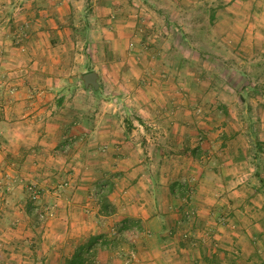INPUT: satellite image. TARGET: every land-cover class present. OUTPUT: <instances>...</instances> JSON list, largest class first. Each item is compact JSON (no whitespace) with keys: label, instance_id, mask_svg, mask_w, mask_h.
I'll return each instance as SVG.
<instances>
[{"label":"crops","instance_id":"1","mask_svg":"<svg viewBox=\"0 0 264 264\" xmlns=\"http://www.w3.org/2000/svg\"><path fill=\"white\" fill-rule=\"evenodd\" d=\"M27 1L0 0V264L66 262L76 252L78 238L82 235L100 232L104 224L128 218H134L143 227L144 238L135 243L140 252L139 259L140 255H144L145 260L151 263L166 262L169 251L175 249L176 252L178 249L170 241V235L181 218L183 208L180 207L183 196L175 193V184L181 179L178 178L179 174L189 170L199 172L200 167V162L192 156H184L188 169H175L176 162H183L180 159L183 152H169L198 145H191L188 141L190 134L193 137L197 133L196 128L188 123H179L188 119V105L191 107L195 103H202L207 109L210 108L208 113L213 115L215 109L226 116L231 125L238 116L235 124L239 123V128L231 132H238L237 141L239 136L244 135L238 141L239 147L245 150V139L249 143L248 151H254L253 162L262 169L257 157L261 149L255 151L254 147L257 145L264 149V0H232L220 10L222 17L220 11L216 15L229 26L223 31L214 29L218 31L216 33L214 30L207 32L208 38H215L216 35L217 39H223L224 51L231 52L234 57L239 55L241 62L239 68L227 67L235 77L224 81L219 91H213L215 88L208 74L205 76L207 82L203 81L204 76L200 81L197 73L191 80L182 79L184 63L197 59L207 68L216 60L215 54L218 55L219 50L215 46L200 52L192 48V58L184 55L190 48L183 43L185 35L174 26L177 20L171 16L174 9L170 5L165 7L164 1L160 0L157 5L162 9L159 14L165 22L166 32L169 26L177 31V40L168 43L164 51L175 54L178 58L176 67L171 68L167 64L160 66L165 77L170 69L174 71L171 82L162 83L157 91L151 88L150 92L144 90L134 94L126 91L128 95L112 93L106 96L97 87L90 89L83 80L89 62L96 60L104 49L99 51L96 48L97 51L91 50L89 53L87 49L81 50L65 43L66 36L71 34L65 32L60 23L72 18L66 13V0L58 11L55 0L41 5H36L35 0ZM166 1L173 6L178 5L175 0ZM47 3L53 6L51 11V5L40 9ZM10 5L15 9L9 13ZM9 22L28 23L24 30L29 39L16 60L19 66L16 65L15 73L19 71L20 75L12 81L6 78L8 69L5 65V59L10 58L9 54L14 51L10 48L13 44L9 37L14 31H9ZM166 32L164 38L167 40L172 35ZM72 38L71 35L68 41ZM57 40L64 45H58ZM230 44H235V47ZM114 46V42H111L108 52L115 54ZM251 57L254 63L250 62ZM149 65V73H153L155 65L153 62H149ZM129 69L136 76L133 67ZM64 70L68 72L65 76L81 74V80L78 76L61 77ZM137 80L131 79V82L136 83ZM105 81L97 78V85L104 86ZM11 83L16 86V92L8 94L6 85ZM115 84L122 86L126 83L117 77ZM153 85L150 83V87ZM189 85L194 91H200L197 92L199 94L179 93ZM78 91L85 95L81 97L76 93ZM82 101L89 103V106L82 105ZM124 102L132 106L125 110L141 119L127 120L129 127L125 124L120 127L118 120L120 106ZM196 108L197 114L203 112V127L198 128L209 131L211 116L204 115V108ZM152 118H155V124L145 121ZM173 120H176L175 123H172ZM227 128L223 129L225 133L228 132ZM180 136L184 140L176 141ZM230 142L235 141L231 138L228 147L232 146ZM204 143L200 144L201 150L209 148L204 147ZM209 153L213 154L212 151ZM246 162L248 158L231 155L225 166L226 169L230 167L236 170ZM57 180L59 183L68 182L64 188L58 186L64 192L61 195L56 191ZM33 181L44 190V205L40 210H45L47 221L43 225L31 222L33 209L24 205L22 184ZM108 181H113L115 186L111 195L115 191V196L125 201L124 205H120L119 200L113 199L112 204L116 208L113 215H105L97 201ZM102 182L104 184L100 185ZM47 189L54 191L49 194ZM97 191L101 194H96ZM225 196L227 202L209 207L207 223L202 221L207 225L208 242L215 246L213 253L216 246H222L219 240L223 237L215 233L223 229L229 234L226 250L236 253L242 264L249 261L247 249L250 247H253L255 259L262 263L264 254L260 250H264V206L257 205L258 202L253 200L257 199L258 194L251 198L247 192L233 191ZM146 198L152 199L154 205H130L131 199ZM217 205L223 206L222 212L219 211L221 208L216 212ZM220 215L225 216L228 222L223 228L222 224L216 225V216ZM29 232L31 235H28ZM258 254L262 255L261 258Z\"/></svg>","mask_w":264,"mask_h":264},{"label":"rangeland","instance_id":"2","mask_svg":"<svg viewBox=\"0 0 264 264\" xmlns=\"http://www.w3.org/2000/svg\"><path fill=\"white\" fill-rule=\"evenodd\" d=\"M30 1L31 0H28L27 2ZM47 1L49 0H35V4L41 5ZM55 1L56 3L54 5L58 11L59 7L63 6L64 0ZM158 1L160 0H66V13L70 14L72 18L66 20L65 23L61 22L60 24L61 28L64 29L65 32H70L73 38L68 41V38L71 35L66 36L65 43H67V45H73L81 50L87 49L89 53L91 50L95 52L97 49L99 51H103L102 49H104V52L100 53V56L97 57L96 60L89 62L86 70L87 73H94L100 81L106 79L107 82L105 81L104 86H98L96 78V85L87 84L90 89H95V87H97L96 89L99 88L101 93H103V96L112 93L128 95L126 91L134 94L139 92L142 93L144 90L150 92L152 91L151 88L154 91H157L162 83L166 81L169 83L171 82L174 71L170 69L167 72L168 76L165 77V72L162 71L163 68L160 66L167 64L171 68L173 66L176 67L178 58L175 54H166L164 51L167 50L168 43H174V41L177 40L175 38L177 31L175 30V27L169 26L167 27L166 32L165 22L161 17L162 15L159 14L162 9L157 5ZM162 1H164L163 3H165V7L170 5V7L174 9V11L171 10V16L176 17L177 19L175 20L176 22L174 26L179 28V31H182L185 35V38L182 40L190 50H186V54L184 55H188L189 58H192L194 56L191 53L192 48L197 49L200 52L205 51L202 50L204 48L209 49L212 46H215L216 49L219 50L217 52L218 55L215 54L216 60L212 62L210 66L207 65V68L203 67V64L197 59H194L192 62L187 59V64H183L184 71L181 75L182 79H185V81L191 80L197 73V78H199L200 81L201 78H203L202 76H204L203 81L207 82L205 76L207 77L208 74V79L215 88L213 91H219L221 89V84L224 81L226 82L231 77H233L231 79L233 80L235 77L232 72L230 73L227 70V67L229 66L231 68L237 66L239 68L241 62L239 55L234 57L231 52L227 50L224 51L222 48L223 39H217L216 35L215 38H213V36L208 38L206 35L208 30L213 31L214 29H217L223 31L229 26L223 18L219 19L216 15H218V12L232 0H175V3L178 4L177 6L175 4L174 6L171 5V3L166 0ZM49 5L51 4L47 3L46 6H43L40 9H46ZM52 8L53 6L51 5L50 11ZM14 9L15 8L10 5L9 13ZM170 14L169 11V15ZM222 16L223 12L221 14V17ZM27 24L28 23L17 24L15 22H9V31H14L12 37H9V41L13 44L10 48L14 51L10 54L8 52L9 57H11L5 59V65H7L6 69H8V75L6 78H9V81H12L13 78L20 75L19 71L15 73V69L17 70L16 65L19 66V63L16 60L19 58V53H22L21 49H25L26 41L29 40L26 38V31L24 30L27 29ZM103 29L105 31H103ZM217 30H214V33L218 32ZM165 32L172 35L167 40L164 38ZM111 42H114L115 44V54L108 52ZM56 43L58 45H64L63 43L60 44L58 40ZM230 45L233 47L235 44ZM251 60L252 61L250 62H253L252 57ZM13 62H15V64H13ZM149 62H153L155 65L156 70L153 73H149L150 70L148 68L151 67ZM145 66L147 70H145ZM129 67H133L136 76L132 73ZM204 69H208V71ZM67 73L68 72L64 70L62 73L63 75L60 76L65 78H76V76H78V79L80 80L82 78L79 73L74 74L76 76H73V74L65 76ZM117 77L121 79L122 83L125 82L126 84H123L122 86L117 84V86L115 84ZM131 79H138V82L132 83ZM150 83L155 84V86L153 85L150 87ZM6 86L8 94L16 92V86H14L13 83L7 84ZM80 87L81 86L79 85L78 89H80ZM143 87L146 88L142 89ZM189 89H191V91ZM192 89L193 88L189 85L186 90L179 91V93L186 95H189L190 93L192 95L199 94L197 92L200 91L196 92ZM134 90H137V92H134ZM76 93L82 95L81 97L85 95L81 91ZM81 104L89 106V103H84L83 101ZM127 105L128 104L124 102L120 106L118 114V120L121 122L120 127L124 124L126 127H129L126 124L127 120L131 121L133 120L132 118L138 119L135 116V113H130L125 110L126 107H132ZM196 106L206 110L204 115L209 114L211 116L212 126L209 131L204 128H198L203 127V112L197 114L195 112V110L198 109ZM188 107L190 111L189 115L186 114L188 119L183 120V122L179 121V123H188L196 128L197 133H195L193 137L190 134L188 141L191 145H195V143H198V145L195 146V148L189 147L183 150L178 149V151L175 152L169 150V152L175 154L183 152V157L180 158L181 160L183 159V162H176L175 169H188L187 166L189 165L184 161V156H192L200 162V167L199 172L189 170L184 174H179L180 177L178 176V178L181 179L175 184V193L183 196V200H181L182 206H180L183 207L181 218L179 219L177 226L172 228L173 232L170 235V237H172L170 241H173L178 247L176 252L175 249L174 251H169L168 259L163 263H151L148 260L146 261L144 255H140L139 259L138 254H140V252L136 248L135 243L136 240H142L144 238L142 235L144 232L143 227L139 221L134 218H128L125 220H117L116 223L111 221L110 224H104L103 228L99 229L100 232L84 236L82 235L78 238L79 241L77 243L76 251H80L79 255L83 264H242L236 253L232 252V250H226L229 242V234L227 232L225 233V230L223 231V229L222 231H217L215 233L222 235L223 237L219 240V243L222 246H216V251L213 253V247L215 246H213L211 242H208L206 236L208 233L206 228L207 225H205L208 217L207 212L209 211V207H215L217 203L224 205V203L227 202L224 200L227 199L225 195L228 192L233 191H237L238 193L247 192L248 195H251V198L254 194H258L257 199L253 200L254 202H258L257 205L264 206V165L262 164V161H264V149L257 145L254 147L255 151L261 149L257 155V157H259L258 160H260L259 162L262 165L261 169L259 166L256 167L255 162H253L252 159H255L253 156L254 151H250V149L248 151L247 145L249 146V143L245 139V150L239 147L238 144L240 142L238 141L243 139L244 135L239 136V140L237 141L238 132L237 134H232L233 131H237V128H239V123L238 125L235 124V121H238L239 119L238 116L237 119L232 120L233 122L231 125L230 120L226 116L217 113L215 109L214 115L208 113V111H211L210 108L207 109L206 105H203L202 103H195V105H191V107L188 105ZM234 115H236V113ZM154 119L155 118L145 119V121H151L155 124L156 121ZM175 121L173 120L172 123H175ZM145 125L148 126V123ZM204 127L208 128L207 126ZM224 127H228L227 133L223 131ZM211 129L213 130L211 131ZM231 138L235 142H230L232 146L228 147L227 143H229ZM177 140L182 141L184 138L180 136L179 138H176V141ZM202 142L207 143L209 146H206L204 143V147L209 148H202L201 150L200 144ZM210 151H212L213 154L209 153ZM231 155H234L236 158H240L241 156L248 158V162L242 165L241 169L237 168L236 170H231L230 167L226 169L227 166L225 165L229 161ZM189 168H191V166ZM164 169H168V167H164ZM200 171H202V173ZM105 183L106 184L103 187V195H101L97 201L98 204L101 205L105 215H113L116 211L115 205L112 204L113 199H115V201L119 200L120 205H124L125 201L120 196L116 197L115 191L114 194L111 195L115 188L113 181ZM99 184H104V182ZM61 185L64 188L68 185V182L65 180L64 182L59 183L57 180L56 191L60 195L64 193L58 188V186L60 187ZM22 186L24 205L25 207L33 209V213L30 216L31 222L34 221V223L36 222L38 225L45 224L47 221L45 210H40L41 205H44V203H42L44 190L39 188L38 183L35 181L25 182ZM47 191L51 194L54 189H47ZM96 194L99 195L101 193L97 191ZM32 196L35 198L33 199ZM208 200L210 202H208ZM140 204L154 205L153 200L149 198H146V200L131 199L130 205L137 207ZM216 207L217 213L219 211L222 212L223 206L217 205ZM219 208H221V210L218 211ZM185 212L186 214H184ZM198 214L200 217H198ZM222 215L218 217L216 216V225L222 224L221 227L223 228L225 223L228 222L227 218ZM208 220L210 221L211 219ZM202 221H205V224H202ZM212 230L213 229H211V231ZM28 235H31V232H29ZM252 248L253 247L247 249V252L249 253L248 263L243 264H264V261L260 263L258 262L259 260L255 259L256 256L252 255L254 253ZM260 253L264 254V250H260ZM261 256L262 255L258 254L259 258H261ZM251 258H253L252 262L250 261ZM60 264L67 263L63 261Z\"/></svg>","mask_w":264,"mask_h":264},{"label":"water","instance_id":"3","mask_svg":"<svg viewBox=\"0 0 264 264\" xmlns=\"http://www.w3.org/2000/svg\"><path fill=\"white\" fill-rule=\"evenodd\" d=\"M96 75L94 73H87L83 76L86 84L96 85Z\"/></svg>","mask_w":264,"mask_h":264},{"label":"trees","instance_id":"4","mask_svg":"<svg viewBox=\"0 0 264 264\" xmlns=\"http://www.w3.org/2000/svg\"><path fill=\"white\" fill-rule=\"evenodd\" d=\"M79 254H80V251L77 250L74 253L73 257L70 260H67L66 263L67 264H83Z\"/></svg>","mask_w":264,"mask_h":264},{"label":"built area","instance_id":"5","mask_svg":"<svg viewBox=\"0 0 264 264\" xmlns=\"http://www.w3.org/2000/svg\"><path fill=\"white\" fill-rule=\"evenodd\" d=\"M66 185V184H65ZM32 198L34 199L35 197L32 196Z\"/></svg>","mask_w":264,"mask_h":264}]
</instances>
